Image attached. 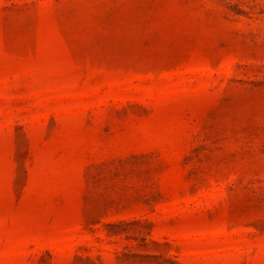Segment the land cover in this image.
<instances>
[{"label":"rangeland","instance_id":"rangeland-1","mask_svg":"<svg viewBox=\"0 0 264 264\" xmlns=\"http://www.w3.org/2000/svg\"><path fill=\"white\" fill-rule=\"evenodd\" d=\"M0 264H264V0H0Z\"/></svg>","mask_w":264,"mask_h":264}]
</instances>
